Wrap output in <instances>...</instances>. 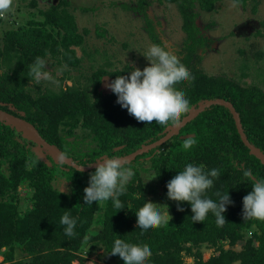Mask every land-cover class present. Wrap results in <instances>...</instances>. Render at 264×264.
<instances>
[{"label":"trees","instance_id":"obj_1","mask_svg":"<svg viewBox=\"0 0 264 264\" xmlns=\"http://www.w3.org/2000/svg\"><path fill=\"white\" fill-rule=\"evenodd\" d=\"M145 1L139 0L143 15L148 6ZM167 1L177 4L187 35L185 46L174 53L194 77L175 85L190 104L181 121L203 101L230 102L249 142L264 155V90L259 84L246 87L233 79L207 75L201 68L200 53L210 46V40L197 26V8L212 12L219 0ZM231 1L241 7L258 2ZM37 4L33 0L28 7L35 9ZM68 5V0H60L59 5L39 11L42 21L30 20L26 26L5 31L0 48V110L31 123L44 140L79 167L105 157H124L161 140L173 126L171 121L167 126L137 121L116 103L111 90L105 93L102 89L105 78L112 81L118 75H130L133 66L114 71L100 68L89 76L86 87L63 84L64 77L57 91L32 95L29 66L37 56L54 58L75 69L81 63L71 48L81 47L84 37L78 33ZM150 34L155 44L164 46L152 28ZM263 55L260 52L256 57ZM241 70H249V65ZM187 137H194L196 143L186 150ZM36 147L22 131L0 122V264H86L99 252L101 264H124L118 255H110L115 239L149 245L152 255L144 264H264V221H245L242 215L243 197L252 191V181L243 171L250 169L254 177L264 179V165L243 143L227 108L206 109L169 141L125 163L134 175L119 197L122 209L111 198L86 204L84 189L95 169L83 172L52 156H48L52 163L48 166L34 151ZM189 163L203 165L206 172L219 169V178L205 195L217 201V191L228 192L233 201L223 214L226 223L222 227L217 226L211 211L203 222L194 223L188 202H181L184 210L178 211L177 202L168 199V181ZM60 181L69 191L56 186ZM154 195L171 219L158 228L143 230L137 226L135 213ZM66 211L77 220L73 237L65 234L60 223ZM204 246L212 250L209 258L202 252Z\"/></svg>","mask_w":264,"mask_h":264},{"label":"rangeland","instance_id":"obj_2","mask_svg":"<svg viewBox=\"0 0 264 264\" xmlns=\"http://www.w3.org/2000/svg\"><path fill=\"white\" fill-rule=\"evenodd\" d=\"M32 1L13 0L9 12L0 17V48L3 46L6 30L26 26L30 20L42 21L39 11H46L53 4H60V0H37V7L32 9L28 7ZM68 2L70 5L66 8L75 18L78 33L84 37L81 47L71 48L76 51L81 63L75 69L64 63L59 64L54 58H48L45 70L51 72L53 79L42 80L38 85L31 82L29 89L34 96L49 89L57 91L64 77L63 84L86 87L89 76L100 68L114 71L133 66L143 70L150 64L144 55L150 45L155 44L150 28L164 46L173 52L185 46L187 35L183 30L182 15L175 3L167 0H146L148 6L146 15H143L139 9V0ZM83 8L88 11H83ZM197 12V26L210 40V46L200 53L203 54L201 68L204 73L233 79L246 87L259 84L264 90V55L260 59L256 57L258 53H264V0H258L256 5L249 2L245 7L231 0H219L212 12H202L200 7ZM85 30L89 31L88 35ZM246 64L249 65V70H241ZM3 69H6V65H3ZM67 71L69 73L65 75ZM108 82L110 80L105 78L102 87L105 93L110 92L105 87ZM56 186L62 191H69L68 185L63 181L57 182ZM149 199L156 204L161 202L155 195ZM241 247L240 243L236 249L240 250ZM202 252L206 258L212 254V250L205 246ZM102 256V252H99L91 256L86 264H101ZM185 260L192 262L187 257Z\"/></svg>","mask_w":264,"mask_h":264},{"label":"clouds","instance_id":"obj_3","mask_svg":"<svg viewBox=\"0 0 264 264\" xmlns=\"http://www.w3.org/2000/svg\"><path fill=\"white\" fill-rule=\"evenodd\" d=\"M13 6V0H0V17L5 16ZM150 62L149 66L140 70L134 68L130 75H118L115 80L105 84L116 96L122 108L135 117L137 121H156L159 125L167 126L169 121L173 126L181 123V117L190 110L186 94L178 90L175 85L179 82L194 79L180 58L166 46L150 45L144 55ZM47 61L37 56L29 66V75L33 85L42 80L51 81V72L45 70ZM66 67V66H65ZM196 143L194 137L184 140V149L191 148ZM125 162L119 157L102 158L95 163V172L90 175L89 184L84 189V201L88 205L93 202H105L110 198L114 206L122 209L119 197L126 192V185L134 175L131 167H125ZM243 175L252 181V191L243 197V219L264 221V179H257L250 169H244ZM219 178V169L205 171L204 166L192 163L186 165L167 183L168 199L177 202V210L183 211L181 202H188L194 214L191 218L195 222H203L211 211L216 217V224L222 227L225 223L224 213L227 206L232 204L228 192L217 191V201L208 198L205 193L214 185V179ZM137 226L143 230L158 228L169 223L171 217L164 211V205L151 201L145 202L135 213ZM60 223L65 226V234L69 237L76 235L74 229L77 220L65 212ZM251 235V234H250ZM110 255H118L124 264H144L152 255L147 244L127 243L122 239H115Z\"/></svg>","mask_w":264,"mask_h":264},{"label":"water","instance_id":"obj_4","mask_svg":"<svg viewBox=\"0 0 264 264\" xmlns=\"http://www.w3.org/2000/svg\"><path fill=\"white\" fill-rule=\"evenodd\" d=\"M212 106H222L227 108L235 121L238 133L245 144V146L250 150L251 154L254 155L257 159L261 161V163L264 165V155L260 152L258 148L253 146L242 127V123L240 120V115L236 111L235 107L227 101L224 100H207L199 103L198 107L194 110H192L188 116L183 118L181 123H179L176 126H171L166 129L165 136L159 140L158 142H155L151 145L145 146L134 153L119 157L121 158L125 163L131 162L135 160V158L139 155H142L145 152H148L150 150H153L157 148L158 146L164 144L165 142L169 141L173 136L179 133V131L184 128L187 124L192 122L194 119H196L201 113H203L206 109L212 107ZM0 122H5L6 124L11 125L12 127H16L19 131H22L24 133V136L32 139L36 144L37 147L34 149V151L39 155V158L45 162L48 166H52L51 161L49 160L48 156H52L56 161H61L62 163H65L73 168H76L77 170L88 172L90 170L95 169V164H92L87 167H79L77 166L71 159L67 158L65 155L62 154V152L56 148L55 146L50 145L46 140H44L40 134L38 133L37 129L29 122L25 121L24 119H21L19 117H16L10 113H7L5 111L0 110Z\"/></svg>","mask_w":264,"mask_h":264},{"label":"built area","instance_id":"obj_5","mask_svg":"<svg viewBox=\"0 0 264 264\" xmlns=\"http://www.w3.org/2000/svg\"><path fill=\"white\" fill-rule=\"evenodd\" d=\"M2 262V257L0 256V263Z\"/></svg>","mask_w":264,"mask_h":264}]
</instances>
